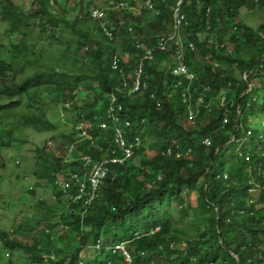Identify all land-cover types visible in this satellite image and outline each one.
Here are the masks:
<instances>
[{
  "label": "trees",
  "instance_id": "16d2710c",
  "mask_svg": "<svg viewBox=\"0 0 264 264\" xmlns=\"http://www.w3.org/2000/svg\"><path fill=\"white\" fill-rule=\"evenodd\" d=\"M110 1L99 7L107 13L105 21L93 20L92 4L83 0L79 16L78 4L72 12L59 0H34L28 13L13 0L0 1L4 34L14 40L9 50L0 29V97H23L30 107L9 126L8 114L19 102L0 103V149L18 141L20 128L57 131L61 123L53 121L52 109L68 113L75 125L59 136L55 151L49 144L40 150L34 175L43 193L39 197L30 188L28 194L37 200V222L30 229L21 223L10 231L0 228V256L21 251L30 264H127L122 254L108 250L109 245L125 242L135 264L240 263L234 255L241 264H264V194L258 203H249V165L238 152L241 148L256 160L264 152L263 123L261 129L248 127L251 118L264 116V21L254 27L240 18L246 7L264 12V0L190 2L184 9L189 26L182 29V51L194 78L177 86L169 67L180 48L173 43L166 51L155 50L154 59L145 64L142 90L130 96L122 83L131 81L143 56L135 42L140 39L146 47H155L173 27L175 0H160L157 13L143 11L136 17L125 9L112 11ZM113 1L134 7L138 2ZM33 23L37 28L30 30ZM116 40L128 59L124 75L111 69L112 56L119 54ZM57 45L63 47L58 53ZM189 88L190 104L198 109L194 124L188 120L190 105L182 98ZM110 94L124 107L120 115L132 124L127 135L140 136L143 147L126 164L114 166L99 198L82 217L80 211H69L64 200L54 202L46 195L59 173L81 171V155L101 157L91 141L68 152L77 125L101 145L115 147L116 124L105 114ZM199 96L203 103L197 106ZM227 115L230 121L224 124ZM205 138L211 146L202 143ZM190 192L197 194L195 208L185 198ZM174 202L183 215L179 224L193 212L191 237L169 212ZM85 209L81 205L82 212ZM157 227L160 230L150 235ZM102 238V251L94 250L92 245ZM86 250L90 255L82 260Z\"/></svg>",
  "mask_w": 264,
  "mask_h": 264
},
{
  "label": "built area",
  "instance_id": "2783aa9c",
  "mask_svg": "<svg viewBox=\"0 0 264 264\" xmlns=\"http://www.w3.org/2000/svg\"><path fill=\"white\" fill-rule=\"evenodd\" d=\"M142 4L139 6H130L126 2L121 1L120 4H116L115 1L109 2V9L112 11H117L119 9H125L131 11L133 16H140L143 11L147 12H158L157 4L160 0H140ZM200 0H175V5L173 6L172 29L159 37L156 42L155 47H146L144 42L140 39L136 40L135 44L138 48L143 50V56L136 63L134 69L132 70V79L128 81L124 79L122 83V88L126 90L128 96L135 93H139L144 86V69L147 61H151L155 57V50L166 51L169 46L173 43L177 45L180 49L177 50L175 55L174 63L169 67L172 75L177 78V86H182L186 80L192 81L194 78L189 67L185 62V54L182 51L183 44L185 42L182 35V29L189 26V20L187 14L184 12L185 7L190 4V2H199ZM210 8L207 9V14H209ZM90 17L95 21H105L107 20V13L104 9L92 7L89 10ZM105 25V23H104ZM132 30V29H130ZM109 37H113L109 30L106 31ZM188 47L191 51L194 50V44L192 42L188 43ZM128 59L125 61L123 57L119 54H114L111 58V69L124 75L125 68L127 66ZM248 75L245 78L248 79ZM83 88L80 87L79 90ZM191 89H187L183 95V102L190 105L188 107V120L194 124L195 117L198 113V109L191 105ZM111 103L107 106L105 114L109 120H112L116 125L114 128V142L115 147H106L101 145L96 141L88 130L84 129L82 124L76 126L75 132V143L69 146V153L74 152L75 146L84 141H91V146L101 154V157L94 158L91 155H81L79 160L83 162V167L80 172H61L58 174L57 180L54 185H51L49 199H53L54 202L64 200L67 203V209L75 214H80L82 217L85 216L87 210L92 206V204L99 198L100 188L104 181L112 174H114V166L124 165L130 159L135 156L136 151L143 147V141L140 136L127 135V130L132 127L130 120H127L120 115L124 111L122 104L117 103V97L115 94H110ZM221 103L225 102V97L220 98ZM203 98L199 96L197 98L196 105H202ZM66 108L70 107L69 103L65 104ZM230 117L227 115L224 118V124H228ZM105 124H102V128H105ZM205 146H211V140L205 138L202 142ZM241 156L246 157L247 163L251 162L250 154H245L241 150L239 151ZM170 153V151H169ZM76 160V159H73ZM69 162V160H66ZM259 163L249 165L246 173L248 175V183L253 184L249 186L251 192L250 204H256L259 202V194L264 193V152L262 157H260ZM228 177V174L225 175ZM256 185V186H254ZM56 189L61 193V197L55 194ZM48 197V195H46ZM73 204H80L77 209L70 208ZM82 208H86L82 212ZM160 227L152 229L150 235L158 232ZM104 239L98 240L92 245V248L96 251H102L103 245L102 241ZM108 250L112 251L113 254H122L125 257L127 264H135L132 254L128 252L127 243L121 242L114 246L109 245ZM83 264V263H82Z\"/></svg>",
  "mask_w": 264,
  "mask_h": 264
},
{
  "label": "rangeland",
  "instance_id": "374dc122",
  "mask_svg": "<svg viewBox=\"0 0 264 264\" xmlns=\"http://www.w3.org/2000/svg\"><path fill=\"white\" fill-rule=\"evenodd\" d=\"M13 1L15 2L16 6L20 7L24 12L28 13L31 9V6H33L34 0ZM83 1L87 2L86 5L89 6L92 4V7L94 6L97 8L103 6L105 2V0ZM134 1H138L137 5L139 6L142 4L140 0ZM80 2L81 0H59L60 5H63L64 8L66 5L68 9L72 12H74L73 9L78 4L79 10L77 11V13H75L76 15H78V13L80 12ZM54 6L56 5L54 4ZM1 13L2 9L0 6V29L2 34V43L7 46V48L10 50L14 44V40L9 39L4 34V24L2 25ZM71 16L74 17V13H72ZM240 18L243 21H246L247 23L251 24L252 26L258 27V25L264 21V12L258 11L257 9L252 10V8L246 7L242 10ZM36 28L37 24L33 23V26H31L30 30H35ZM31 33L33 32H30L29 34L31 35ZM116 46L118 49L117 53L121 54L123 56V59L126 61L127 56L122 54L120 42L118 40H116ZM62 48V46L57 45V47L54 49V52L58 53V51H60ZM184 91H186V89H184ZM12 102H19V106L16 107V109H14L13 111H11L10 114H8L11 117V119L8 120L9 122H11L9 126H14L15 121L20 117V115L30 111V107L28 106L27 102L24 100L23 97H0L1 104H9ZM67 114L68 113L61 109H52L51 115L53 121L56 125H59V123H61L57 131L39 133L33 129L20 128L16 132L18 141L14 143L9 149H0V228L7 229L10 231L16 224L21 223L24 226H27L28 229H30L31 226H34L36 224L38 219L37 200L29 197L28 195L30 188H35L39 197L43 193V190L41 188L36 187V183L38 181V179L34 175V171L36 169V160L42 148L49 144L48 146H50V150L55 151V147L58 144L57 139L60 138L59 136L69 134L72 131L75 126L73 118H69ZM263 121L264 116L259 119L251 118L248 127L257 126L259 129H261V125L263 123L262 128L264 130ZM240 150L241 148L239 149V151ZM58 153L59 152H57V154ZM244 153L246 154V152ZM262 153L263 151L261 152L260 157H262ZM150 155H152V153ZM239 155L241 156L240 153ZM241 157L245 158V155ZM251 158H253L252 155ZM246 161L248 160L246 159ZM250 161L251 162H249L248 165L259 163V160H256L255 158ZM250 185L253 184L248 183V186ZM49 187L51 188V186ZM50 194L51 193H47L48 197ZM249 194L251 195L250 190ZM260 195H262V193L259 194V199ZM185 198L186 200L189 199L193 208L196 207L197 194L195 192L187 193L185 195ZM262 206L264 205L260 204L261 208ZM169 212L171 213L174 222L179 224L181 219L183 218V215L181 211H179V206L177 202H174L170 206ZM193 218L194 215L191 211L188 221L178 225L186 233L187 238L191 237L194 233L195 225L193 222ZM44 225L45 222L43 221V218H41L40 226L42 227ZM90 252L91 250H86V252H84L83 254L82 260H85L84 258L87 259L90 255ZM7 259H9L12 264H30L29 256L21 251H18L14 254H10L9 256L7 254L1 253L0 264H8ZM193 264H197L196 261H194Z\"/></svg>",
  "mask_w": 264,
  "mask_h": 264
},
{
  "label": "water",
  "instance_id": "95a60500",
  "mask_svg": "<svg viewBox=\"0 0 264 264\" xmlns=\"http://www.w3.org/2000/svg\"><path fill=\"white\" fill-rule=\"evenodd\" d=\"M240 120H241V117H240ZM236 138V137H235ZM235 138L231 141V143L235 140ZM230 143V144H231ZM221 242V241H220ZM234 257L238 260V262H240V263H238V264H241V259H240V257L239 256H236V255H234Z\"/></svg>",
  "mask_w": 264,
  "mask_h": 264
}]
</instances>
